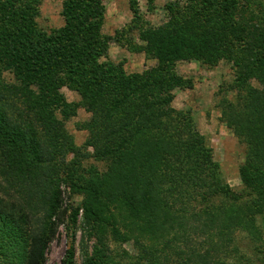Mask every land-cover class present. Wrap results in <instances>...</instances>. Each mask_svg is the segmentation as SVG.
<instances>
[{
  "label": "trees",
  "instance_id": "obj_1",
  "mask_svg": "<svg viewBox=\"0 0 264 264\" xmlns=\"http://www.w3.org/2000/svg\"><path fill=\"white\" fill-rule=\"evenodd\" d=\"M102 1L63 0L64 24L47 33L36 29L37 11L28 0H0V76L10 71L14 80L0 82V156L15 164L14 171L21 170L14 173L17 176L29 171L22 169V164L40 174V186L52 202L44 205L47 217L58 206L60 193L55 184L59 176L51 175L58 164L71 175L74 186L88 195L96 192L94 204L89 198L85 203L86 215H95V203L102 196L105 202L113 203L111 200L119 197L134 207L136 228L150 234L148 247L142 245L150 264L167 261L163 258L170 249L178 256L175 264H228L226 259L237 252L230 242L233 229L243 227L246 219L251 221L254 212L264 208L263 135L235 128L236 136L248 144L240 170L243 192H258L257 201L262 204L251 202L253 209L247 203L246 211L234 205L210 206L219 194L220 199L227 194L210 151L191 131L189 115L170 107V90L176 83L184 86L166 69L167 61L177 55H168L159 45L160 52L153 56L160 65L141 74H127L121 64L108 61L111 38L101 33ZM221 9L228 10L225 6ZM155 35V31L148 33V44L154 46ZM63 87L77 93L79 105L90 114L87 140L97 159L106 163L104 172L84 171L79 159L64 164L63 157L74 147L63 120L79 105L66 102L60 92ZM80 168L84 172L76 175ZM229 196L236 201L235 194ZM195 199L204 205L199 212L177 205ZM77 210L71 215L72 222ZM4 212L0 208V223L11 231L1 239L0 248H18L26 255V264H43L49 230L43 226L34 236L20 230L12 234L16 228L7 217L13 215ZM168 224L174 232L171 239L164 233L163 225ZM111 231L120 237L114 225ZM182 239L187 251L178 246ZM72 256L69 249L64 264H74ZM87 264L102 261L96 256Z\"/></svg>",
  "mask_w": 264,
  "mask_h": 264
},
{
  "label": "rangeland",
  "instance_id": "obj_2",
  "mask_svg": "<svg viewBox=\"0 0 264 264\" xmlns=\"http://www.w3.org/2000/svg\"><path fill=\"white\" fill-rule=\"evenodd\" d=\"M62 1L28 0V5L37 11L36 29L49 33L63 26ZM102 5L101 33L111 38L107 60L121 64L125 73L141 74L159 66V59L153 56L160 52L159 45L168 55H177L167 61L166 69L181 79L184 86L176 83L170 90L173 96L170 107L189 115L191 131L200 136L202 146L210 151L227 194L222 199L219 194L210 206L234 205L243 211L247 203L253 209L255 204L261 205L257 201L258 192H243L240 170L248 144L236 136L235 128H248L264 138V0H103ZM224 6L228 10L221 9ZM153 31L154 46L146 41ZM0 82L13 83L12 73L3 71ZM60 92L67 103L80 104L74 91L63 87ZM89 119L90 114L79 105L74 114L63 120L74 147L63 157L64 164L69 166L79 159L84 171L92 168L101 173L107 165L97 159L92 144H88ZM261 145L264 152V139ZM22 165V169L29 171L18 173L21 178L14 174L21 170L14 171L15 164L0 156V208L13 215L7 217L12 228H16L12 234L20 230L26 236H34L44 227L49 230L43 264H64L69 249L74 264H87L96 256L102 264H150L142 247H148L150 234L136 228L135 210H131L134 207L125 199L118 197L108 203L102 196L95 203V215H86L85 203L89 198L90 204H94L96 192L88 195L74 186L71 175L57 164L51 175L59 176L55 184L60 193L58 206L47 217L44 205L52 202L41 188L40 174L33 167ZM82 169L76 175L84 172ZM184 192L183 188L181 194ZM229 193L237 196L235 202L229 199ZM118 201L121 204H116ZM177 205L195 212L204 206L197 199ZM74 209L78 210L72 222ZM254 214L251 221L246 219L243 227L238 226L230 234L231 246L237 252L226 259L228 264H264V208ZM112 225L120 237L113 235ZM163 228L171 239L173 229L169 224ZM10 231L0 223V241ZM178 246L185 250L188 247L183 239ZM167 253L163 258L167 261L161 264L179 261L172 249ZM26 261V255L18 248H0V264H26Z\"/></svg>",
  "mask_w": 264,
  "mask_h": 264
}]
</instances>
